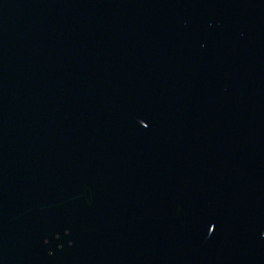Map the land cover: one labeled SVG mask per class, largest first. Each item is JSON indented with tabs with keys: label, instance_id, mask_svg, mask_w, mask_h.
I'll list each match as a JSON object with an SVG mask.
<instances>
[{
	"label": "water",
	"instance_id": "water-1",
	"mask_svg": "<svg viewBox=\"0 0 264 264\" xmlns=\"http://www.w3.org/2000/svg\"><path fill=\"white\" fill-rule=\"evenodd\" d=\"M0 264H264V0H0Z\"/></svg>",
	"mask_w": 264,
	"mask_h": 264
},
{
	"label": "snow or ice",
	"instance_id": "snow-or-ice-1",
	"mask_svg": "<svg viewBox=\"0 0 264 264\" xmlns=\"http://www.w3.org/2000/svg\"><path fill=\"white\" fill-rule=\"evenodd\" d=\"M147 126H148V125H147V124H145V127H147ZM212 227H213V228H215V225H213Z\"/></svg>",
	"mask_w": 264,
	"mask_h": 264
}]
</instances>
